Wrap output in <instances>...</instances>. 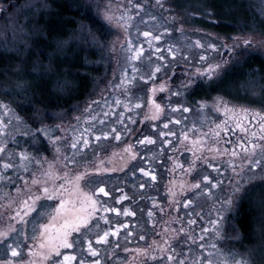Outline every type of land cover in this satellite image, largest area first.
<instances>
[{"label": "rangeland", "instance_id": "374dc122", "mask_svg": "<svg viewBox=\"0 0 264 264\" xmlns=\"http://www.w3.org/2000/svg\"><path fill=\"white\" fill-rule=\"evenodd\" d=\"M73 1L83 14L90 13L95 21L92 23L99 33L85 23H77L75 33L61 40L62 45L81 44L85 49L86 65H93L99 70L97 72H100V77H93L87 97L72 104L67 110L34 111L32 120L36 129H32L28 124V116L24 117L18 110L21 107L28 111V105L35 107L29 101L27 87L25 88L19 74L23 66H26L30 43L43 35L41 22H46L49 14L55 10L47 0H0V55H8L15 60V63L10 60L8 66L4 61L2 64L7 82L0 83V91L2 93L3 90L4 93L0 95V121L4 125L0 143L5 144L12 135H17L15 144L20 140L21 145V148L14 147L11 152L5 150L0 153V161L8 160L15 165L5 173L11 179L0 180V229L6 228L9 223H15L17 228L6 242L0 243V261L12 260L14 264H28L31 259L40 264L39 256L29 257V249L39 250L40 225L49 222L59 200L43 202L44 207L38 206L23 225L9 220L14 212L6 205L10 198L17 196L16 189L23 187L24 180L30 182L33 173L39 175L52 163L58 172L63 174L67 171L70 176L87 170L85 179L80 183L82 191L93 194L103 207L115 208L119 212L99 210L91 218L89 225L82 228L81 233L73 234L79 243L74 242L72 249H61L60 257L54 256L44 264H58L63 255H76L78 260L83 258L85 264H92L93 260H99L100 264H164L168 262L169 254L175 257L172 261L174 264H179L180 256L186 259L185 264H203L208 259L213 264H223L225 258L233 264L239 260L246 261L247 264H264V237L261 238L262 243L251 247L248 245L241 250L238 246L240 237L234 229V212L241 200L242 191L259 184H262L259 190L264 188V140L259 138L258 119H252L253 113L264 114V105L241 103L220 93H215L206 100H197L196 107L193 108L188 102L185 103L187 88L198 83L209 85L218 81L233 64L251 54L264 57V0ZM207 1L209 5L213 4L227 13L221 15L219 10L213 12ZM105 13L112 16L111 21L105 18ZM229 19L232 32L213 31L214 24L221 21L229 23ZM144 32H150L152 36L145 37ZM156 36L160 39H154ZM245 41L249 43L245 44ZM197 49L207 51L210 55L202 60ZM66 50L67 48L61 47L58 57L66 54ZM92 51L94 55H90ZM137 53L138 59H132ZM90 56L92 58L88 60ZM161 56L163 59H160ZM216 65L220 67L209 75L210 66L215 68ZM47 67L44 66L42 70L43 65L39 66L36 62L31 64L32 71L38 73L40 70H50ZM157 67L160 69L158 72L155 71ZM175 75L176 86L171 90L178 91L181 86L179 91L181 94L185 92L181 99L176 94L170 97L166 93L173 86ZM75 76L76 73L69 70L59 78L65 79V84H72L70 79ZM88 76L91 78L90 73ZM260 89L264 91V85L252 81L241 87L244 94L253 95L252 97L256 96V90L261 92ZM13 92L15 95H10ZM20 98L25 101L23 106L19 105ZM157 104L163 111L158 114V118L152 119L154 105ZM169 106L181 108L171 111ZM226 107L233 111H226ZM240 109L249 110L248 120L244 121L249 129L247 135L235 128ZM47 114L49 115L46 116ZM173 120L182 121L180 129L185 130L187 140H184L183 135L180 142L179 138L177 142L171 141L173 135L178 137L176 135L180 130L172 127ZM165 124L168 125L167 128L164 127ZM151 128L154 132L148 135L147 129ZM112 129L120 133L119 140L115 138ZM252 131H256L258 135L251 137ZM161 132L173 133L168 135L171 136L168 144L175 145V152L163 162L158 157L170 153L172 149L169 151V147H164L166 144L161 139ZM215 132L220 133L219 137L214 135ZM104 133H108L106 138ZM31 136L33 140L29 141L28 137ZM137 136H140V140L149 137L154 143H140L134 149L133 143ZM85 139L88 141L87 146L84 145ZM25 140L27 144L23 146ZM197 140L200 141L197 145L200 150H196L194 154L190 149H193L192 142ZM241 140L250 151L249 140L257 144L252 159L261 160L260 166L253 167L242 159L245 154L236 147ZM73 143L76 144L75 149L72 147ZM31 145L38 147L41 153L33 152ZM128 146L136 154V159H131L130 154L125 152ZM209 148L221 151L227 149L228 153L235 148L240 155H220L210 152ZM21 151H26L35 158L30 163L26 162L27 172L20 167ZM140 154L147 156L145 159L152 162L151 166L156 167L157 160L163 164L156 175L152 173L156 177L153 187L143 190L144 194L155 196L148 201L139 198L138 189L145 182L139 175L141 173L137 174L144 166ZM36 160L41 163L37 164ZM229 160L235 165L236 172L229 166ZM101 161L104 168L115 170L96 172ZM209 164L218 170H213ZM209 169L212 174L208 173ZM0 172H4L2 164ZM129 176H134L132 184L127 183ZM147 176L152 178L151 175ZM204 176H208L217 186L206 184ZM62 182L58 180L56 183ZM196 183H200L199 189L190 187ZM100 187H104L109 195L97 192ZM170 188L175 191V196L170 193ZM202 189L207 192L203 194ZM122 196L126 199H120ZM187 197L193 198V204L183 207L181 199ZM229 198L230 204L227 203ZM125 209L134 215L125 216ZM187 211H190V217L185 215ZM149 212L152 213L151 216ZM101 216L107 217L108 223ZM210 221H217V224L214 226ZM117 225L127 227L120 228L116 236L110 234L107 243L95 242L98 235L115 229ZM181 228L184 229L183 232L180 231ZM205 228L209 229L207 233L203 231ZM201 236L203 240L200 239ZM85 238L92 242L98 251L97 256L92 257L87 253ZM153 241L156 245H153ZM165 241L168 242L167 245ZM8 244L18 246V257H11ZM201 244L204 245L203 248L200 247ZM213 244L216 245L215 248L211 247ZM157 245L165 247L166 251L161 253ZM180 247L186 248V252L178 251ZM137 249H149V255L138 253ZM256 249L262 250L259 252ZM209 253L212 255L209 256ZM152 255L157 259H151ZM78 260L73 264H78Z\"/></svg>", "mask_w": 264, "mask_h": 264}, {"label": "trees", "instance_id": "16d2710c", "mask_svg": "<svg viewBox=\"0 0 264 264\" xmlns=\"http://www.w3.org/2000/svg\"><path fill=\"white\" fill-rule=\"evenodd\" d=\"M47 1L49 4H52L51 7H53L55 11L49 14V18L46 22H41V24L43 25L41 26L43 35L36 37L30 43V49L27 50L26 66H23L19 74V76H21L25 88L27 87L29 101L33 102L34 104H32V106L35 107H31V105H28V111L26 109L22 110L21 107L18 110L23 113L24 117L26 115L28 116V124L32 129H36V127L34 126V121L32 120L34 111L52 112L57 111L59 109L67 110L68 107H70L72 104L77 103L86 98V94H88L89 92V87L92 86L91 81H93V77H100V72H97L99 70H96L93 65H86L87 60L85 59V49L81 44L71 46L73 43H69V46H63L61 41L74 34L76 28L78 27H76L77 23L81 22L87 24L96 33H99L96 26L92 23L94 19L92 18L90 13L85 12L83 14V12L80 11V8L76 5V3H74L73 0ZM206 3L207 5H209L208 1ZM209 8L213 12H217L216 10H219V14L221 15H225L224 13H227V11H225L224 9L221 10L222 8L213 6V4H210ZM230 20L231 19L227 21L229 23L221 21L218 22V24H214L212 28L213 31L219 33H224V31L232 32L233 27ZM61 47L67 48L66 54L61 53L64 55H62V57H58L57 53L59 54V49ZM197 51H199L198 54H200V58L204 57V59H206L210 55V53L204 50L197 49ZM92 54L94 55L93 51L90 52V55ZM53 55L56 57H53ZM169 57L171 58V56ZM91 58L92 57L90 56L88 60H91ZM10 60L15 63V60L10 58L8 55H0V83L6 81V78L4 76L5 69L2 68L3 61L5 65L8 66L11 63ZM16 61L19 62L18 59ZM33 62H36V64H38L39 66L43 65L42 70H44V66H48L47 68H49L50 70H45L44 72L40 70L39 73L33 72L31 68V64ZM63 68L66 69L64 70ZM69 70L74 71L76 73V76L74 79H70L72 84H65L67 83L65 79H60L59 76ZM58 71H60V73ZM89 73L91 74V78H89L88 76ZM174 78L176 81L173 80V86H171V88L168 89L166 93L169 94L170 97H173L176 94L177 97L181 99V97H183V94L185 93L182 92L181 94V92L179 91V89H181V86H179L178 91L171 90L174 89V87L176 86L177 75H175ZM249 81H252L253 83L257 82L261 85H264V57L257 54H251L241 62L233 64L231 69L227 71L218 81L213 82L214 84L211 83L209 85H205L204 83H198L192 86L191 88H187V90H185L187 91L185 95V103L188 102L190 107L193 108L196 107L195 104L197 100H206L209 98V96L215 93H220L222 96L230 100L238 101L249 105L263 106L264 91L262 89H260L261 92L259 90H256L257 94L254 97H252L253 95L244 94L245 91L243 92L241 90V87L247 84ZM128 84H130V82ZM0 95H4L3 90L2 93L0 91ZM10 95H15V93H10ZM19 101V105L23 106L25 104V101H23L21 98ZM178 107L169 106L168 108H170L171 111H177L181 108ZM48 115L49 114H47L46 116ZM177 121L179 123H177ZM24 123H27V121H24ZM44 123L47 122L44 121ZM171 125L172 127L180 129L182 121L173 120ZM153 132L154 131L152 128L149 130L147 129L148 135H151ZM164 133L167 134L168 132ZM184 134L185 130L181 128L177 132L176 136L178 137L175 138V135H173L174 137H172L171 141L175 142L176 140L177 142L179 138L178 142H180V138H183L182 136ZM6 136L4 138V141L7 140ZM139 137L140 136H137L134 139V149L140 144L138 142L140 141ZM170 137H168V135L161 136V139H163L164 143L165 141H167L164 147H169V151L172 149L170 153H166V155H160L158 157V159L162 162L167 158L169 159L171 157V154L175 152L174 143L173 145L168 144ZM16 138H18L17 135H12L11 139L7 141V143H5L7 146L6 150H8V152L13 151L14 147L21 148V145H19L20 140H18V143L15 144L17 140ZM28 140H33V137H28ZM24 142L25 143H23V146H25L24 144H27L26 140ZM31 148L36 154L41 153L38 147H32L31 145ZM139 156L141 160H144L143 165L149 168H146L145 171L154 173L156 175V173H158V169L163 166V164L159 160L156 161V167L151 166L152 162L148 160L146 161L145 159V157L147 158V156L142 154H140ZM3 161L9 162L8 160ZM144 166H142L141 168L144 169ZM3 173L5 174L6 172ZM208 173L212 174L211 169H209ZM137 174L141 175L142 179H145V182L143 183L144 187L138 189L140 191L139 198L148 201V199L155 197L148 196L143 192V190L153 187L154 180L147 175H142V172H140L139 170L137 171ZM133 179L134 176H129L127 183L132 184L131 181H133ZM213 183L214 182L211 180L210 183L207 184L211 185ZM261 185L262 184L253 185L252 187L249 186L247 189H244L240 196L241 200L236 205V210L234 212V229H236L239 234L240 239L238 246H240L241 250H243L244 247H247L248 245L249 247H251L254 244L262 243L261 238L264 237V188H262V190H259ZM205 189H202L203 194L207 192ZM192 193L194 194L196 192ZM192 200V197H187L186 199H181L180 203L183 207H185V201H190L191 203L189 205H192ZM129 204L133 206L132 203ZM185 215L190 217V211H187ZM128 235H130V233H128ZM262 245L264 244L262 243ZM177 250L180 252H186V248L184 247H180ZM261 250L262 249L257 251L261 252ZM256 254L258 253H255V255ZM180 260L186 261V259H184L182 256H180ZM125 263L127 264V262H122V264ZM164 264H170V262ZM171 264L174 263L171 262Z\"/></svg>", "mask_w": 264, "mask_h": 264}, {"label": "snow or ice", "instance_id": "6c2138e0", "mask_svg": "<svg viewBox=\"0 0 264 264\" xmlns=\"http://www.w3.org/2000/svg\"><path fill=\"white\" fill-rule=\"evenodd\" d=\"M139 7V5H137ZM105 18L109 21L112 20V16L105 13ZM143 35L145 37L152 36V33L150 32H144ZM154 39L159 40L160 37L156 36ZM245 44H248L249 41H245ZM142 51V49L140 50ZM159 51V49H157ZM139 53L137 55H134L132 59H138ZM160 59H163L161 56ZM203 60L204 57H201ZM220 66L216 65L215 68L210 66L209 69V75H212L215 73V70L218 69ZM160 69L157 67L155 71H159ZM189 83H192L189 81ZM163 90V89H161ZM120 101H117V104H119ZM6 107V106H5ZM136 107H139V105H136ZM155 107V113L152 116V119L158 118V114L163 111V109L160 107V105H154ZM185 111H188V109H184ZM226 111H233L232 109L225 108ZM123 116V114H121ZM249 117V110L248 109H240L238 113V119L235 125V128L238 129L241 133L249 134V129L244 125V121H247ZM252 119H258L259 121V138L261 140H264V114H261L260 112H256L252 114ZM134 122V121H133ZM103 123V121H101ZM122 123V120H121ZM177 123H179L177 121ZM165 128L168 127L167 124L164 125ZM218 128L220 125L217 126ZM4 125L3 122L0 121V134H3ZM112 131L115 133V138L117 140L120 139V133L116 132L115 129H112ZM225 131H227V128H225ZM164 135H173V133H163L161 132V136ZM214 135L216 137H219L220 133L215 132ZM251 137H256L258 133L256 131H252L250 133ZM108 136V133H104V137L106 138ZM96 139H100V137H96ZM188 136L187 134H184V140H187ZM141 144L148 143L153 144L154 141L149 137H144L143 140L138 141ZM217 143L219 141H216ZM167 143V141H165ZM193 150L194 154L196 150H200L197 148V145L200 144V141H193ZM88 141L87 139L84 140V145L87 146ZM249 144L251 146V151L249 147H246L243 141L237 143L236 147L240 148L242 152L245 154L242 159H244L248 164L252 165L253 167H258L261 164V160H255L253 161L252 157L255 155V150L257 148V144L253 143L251 140H249ZM6 144L0 143V153H4L6 150ZM72 147L75 149L76 144L73 143ZM202 147V145H201ZM59 151V149H57ZM210 152H217L220 155L229 154L231 157H237L240 155L235 148L228 153L227 149H224L221 151L220 149L216 148H209ZM125 152L130 154L131 159H136V154L131 152V146H128L125 149ZM19 159H20V167L23 169V171L27 172L28 167L26 166V162L30 163L32 162L34 157H31L30 154H28L26 151H21L19 153ZM37 164H40V160L35 161ZM71 162V161H70ZM207 162V161H206ZM0 164H2V167L4 169V172H6L8 169L14 168L15 165L9 162L0 161ZM103 161H101V166L96 168V172H107V171H114L115 169H108L104 168ZM229 166L232 168L233 172H236V167L232 163L231 160H229ZM177 167H181V165H177ZM209 167H212L213 170H218L215 168L214 165L209 164ZM140 172H142L144 175H151L152 179L155 180L156 177L152 173L145 171V169L141 168L139 169ZM190 171V169H189ZM87 174V170L85 172H80L75 175L70 176L67 171L63 172L61 174L58 172L52 163L48 164V168L42 172H40L39 175L36 173L32 174L31 181L24 180V184L22 188H17L16 193L17 196L15 198H10L8 200V204L6 205L7 208H11L14 212V215H10L9 220L19 223L21 225L27 223V218L34 212H36L37 207H44V203L46 201H53L58 199L59 205L54 210V214L51 215L50 220L46 224L40 225V232H39V241H38V251H33L31 248L29 249V257H36L39 256L41 258L40 264H44V262L51 260L54 256L60 257L62 255L61 249H72L74 242L79 243L80 241L76 240L73 237L74 233H81L82 228H86L89 225V222L93 216L97 214L99 210H102L103 212H119L118 209L115 208H107L100 205V201L96 198H94L93 194L86 193L82 191L80 187V183L82 180L85 179V176ZM5 179H11L9 177H6L3 172H0V180ZM20 179H23V177H20ZM58 180L63 181L62 183L57 184L56 182ZM204 182L210 183L209 177L204 176L203 177ZM216 184H212V187H216ZM141 188L144 187L143 184L140 185ZM183 187V185L181 186ZM190 187L199 189L200 183H196L191 185ZM239 189H237L238 191ZM172 196H175V191L173 189H169ZM97 192L102 193L104 196H108L109 193L105 190L104 187H100L97 189ZM120 199H126V197H121ZM119 203V201H117ZM190 201H185V207H188ZM227 203H231V199L227 201ZM98 205H100V208L98 209ZM15 206V207H13ZM124 215H134V213H130L127 209L124 210ZM152 213L149 212V216H151ZM101 219L105 221V223H108L107 217L101 216ZM189 223H194V221H189ZM212 225H216L217 221H210ZM99 225H97L98 227ZM127 227V225H117L115 229H112L110 231H105L102 235H98L96 237V243L102 244L108 242L109 235L116 236L119 233L120 228ZM17 231V228L15 226V223H9L6 228L0 229V243L6 242L10 237L12 233H15ZM181 232L184 231L183 228L180 229ZM205 233L209 231L208 228L203 229ZM141 239H144L143 236L140 237ZM34 239H36L34 237ZM191 239V237H189ZM201 240H203V236L200 237ZM85 243L87 244V253L90 254L92 257H95L98 255V251L93 247V244L90 240H87L85 238ZM165 245L168 244L167 241L164 242ZM153 245H156V242L153 241ZM8 249L10 250L11 257H18L20 255L18 251V246L14 247L12 244L7 245ZM150 248L152 246H149ZM159 247V250L161 253L165 252L166 249L163 246L157 245ZM201 248L204 247L203 244L200 245ZM212 248H215L216 245H211ZM127 251V249H126ZM173 251H175L173 249ZM138 253H141L143 255L148 256L149 255V249H137ZM212 253H209V256H211ZM153 260H156L157 257L155 255H152L150 257ZM78 258L76 255H63L62 260H58V264H73L74 261H77ZM175 260V257L171 254L167 255V261L171 262ZM0 264H14V261L9 260L7 262L0 261ZM28 264H37L36 260H29ZM78 264H85V260L83 258L78 260ZM92 264H100L99 260H93ZM179 264H185L184 260H180ZM203 264H213L211 259L205 260ZM223 264H233V262H230L227 258L223 261ZM234 264H247L246 261L239 260L235 261Z\"/></svg>", "mask_w": 264, "mask_h": 264}]
</instances>
